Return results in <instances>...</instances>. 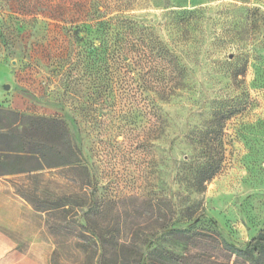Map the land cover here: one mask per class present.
<instances>
[{
  "label": "rangeland",
  "instance_id": "1",
  "mask_svg": "<svg viewBox=\"0 0 264 264\" xmlns=\"http://www.w3.org/2000/svg\"><path fill=\"white\" fill-rule=\"evenodd\" d=\"M111 93L118 103L102 107ZM0 107L61 119L67 137L46 138L79 150L77 165L0 177V264H53L56 248L59 264L83 259L74 226L53 234L31 196L48 207L71 195L77 215L166 196L175 228L236 246L264 229V0H0ZM219 142L202 186L198 165Z\"/></svg>",
  "mask_w": 264,
  "mask_h": 264
},
{
  "label": "trees",
  "instance_id": "2",
  "mask_svg": "<svg viewBox=\"0 0 264 264\" xmlns=\"http://www.w3.org/2000/svg\"><path fill=\"white\" fill-rule=\"evenodd\" d=\"M126 29L132 31L133 27ZM120 55L121 51H116L117 63L121 61ZM150 55H157L154 48ZM107 99L109 103L101 101L102 107L114 106L119 101L116 93H111ZM223 117L222 113L214 116L218 121L216 132L222 131ZM53 129L60 132V139L67 137L61 119L25 116L0 107V177L45 167L77 165L79 150L76 146L66 145L64 141L50 142L46 138V132ZM222 157L220 142L206 151L197 168V181L202 186L218 172ZM71 198V195L56 196L46 201L48 207H43L40 198L31 196L36 211L50 213L49 229L53 234L69 231L68 224L74 226L72 239L83 256L80 264H264V229L245 246H236L215 230L195 229L192 225L175 228V210L166 196L128 195L110 199L89 204L81 215L71 214L72 210L65 208ZM188 210L187 207L185 220L191 216ZM69 214V219L63 222ZM167 241H178L180 248L163 246ZM52 259L53 264H59L57 248Z\"/></svg>",
  "mask_w": 264,
  "mask_h": 264
},
{
  "label": "crops",
  "instance_id": "3",
  "mask_svg": "<svg viewBox=\"0 0 264 264\" xmlns=\"http://www.w3.org/2000/svg\"><path fill=\"white\" fill-rule=\"evenodd\" d=\"M10 176H13V175H8V176H4V177H10Z\"/></svg>",
  "mask_w": 264,
  "mask_h": 264
}]
</instances>
